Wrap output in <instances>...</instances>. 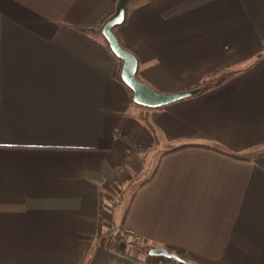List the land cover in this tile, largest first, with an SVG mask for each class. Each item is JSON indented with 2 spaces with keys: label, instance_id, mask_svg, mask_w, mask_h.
<instances>
[{
  "label": "crops",
  "instance_id": "obj_1",
  "mask_svg": "<svg viewBox=\"0 0 264 264\" xmlns=\"http://www.w3.org/2000/svg\"><path fill=\"white\" fill-rule=\"evenodd\" d=\"M113 1L0 0V264H185L141 245L264 264V0L130 2L115 33L137 77L168 94L200 86L156 108L80 29ZM149 154L155 171L115 221Z\"/></svg>",
  "mask_w": 264,
  "mask_h": 264
},
{
  "label": "water",
  "instance_id": "obj_2",
  "mask_svg": "<svg viewBox=\"0 0 264 264\" xmlns=\"http://www.w3.org/2000/svg\"><path fill=\"white\" fill-rule=\"evenodd\" d=\"M129 0H118L114 13L102 24L100 31L107 40L112 53L122 61L120 76L122 81L132 91L133 100L139 105L156 108L176 102L197 92L196 89L184 90L175 93H162L137 77L138 59L133 51L123 46L114 28L122 24L125 18L126 4ZM148 253L153 256H162L184 262V259L176 252L169 251L165 247H152Z\"/></svg>",
  "mask_w": 264,
  "mask_h": 264
},
{
  "label": "rangeland",
  "instance_id": "obj_3",
  "mask_svg": "<svg viewBox=\"0 0 264 264\" xmlns=\"http://www.w3.org/2000/svg\"><path fill=\"white\" fill-rule=\"evenodd\" d=\"M140 153V152H139ZM147 156V154L145 155V157ZM145 163H143V166L141 167V169L143 168L144 170L141 171L140 173H138L136 175L131 174V184L128 187L127 185L124 186L122 192H118L117 193V198L118 201L116 203H114V207L112 210H110V213L113 215L114 220H119L120 216H122L123 211L125 209V207L127 206L131 196H132V192L134 190L135 187H137L139 185L140 182L146 180L150 174L152 173V171L154 170L157 161L156 159H154L153 155L149 154L148 158H145ZM140 174V175H139ZM133 175V176H132ZM116 245V242H115ZM136 245V244H134ZM137 248V247H136ZM137 250L142 253V252H146V250H144L142 247L137 248ZM162 257V256H160Z\"/></svg>",
  "mask_w": 264,
  "mask_h": 264
},
{
  "label": "trees",
  "instance_id": "obj_4",
  "mask_svg": "<svg viewBox=\"0 0 264 264\" xmlns=\"http://www.w3.org/2000/svg\"><path fill=\"white\" fill-rule=\"evenodd\" d=\"M132 1H135V0H129L128 2H127V4H126V9H127V5L130 3V2H132ZM145 1H150V0H145ZM114 2V6H113V11L112 12H110L96 27H94V28H80L82 31H85V32H92V33H96V34H99L100 36H102L103 37V35H102V33H101V31H100V28H101V26H102V24L104 23V21L107 19V18H109L113 13H114V11H115V8H116V5H117V2H118V0H114L113 1ZM126 11V10H125ZM116 28V27H115ZM115 28H114V30H115ZM103 39L105 40V42H106V45H107V47L110 49V47H109V44H108V42H107V40L103 37ZM122 44V43H121ZM123 45V44H122ZM232 75V72H230V73H226V74H223L220 78H218L217 80H215V81H213V82H211V83H208V84H205V85H203V86H201V89L200 90H204V89H207V88H209V87H211V86H213V85H215V84H218V83H220V82H222V81H224V80H226L227 78H229L230 76ZM119 78L121 79V76H120V71H119ZM122 80V79H121ZM199 88H200V86H197V87H194V88H191V89H189V90H192V89H196L197 90V92H199ZM185 146H196L195 144H187V145H184L183 147H185ZM197 146H207V145H204V144H197ZM181 148V147H180ZM178 148H175V149H173V150H177ZM127 163V161H125V162H122L121 163V165H124V164H126ZM120 165V166H121ZM155 171V169L153 170V172ZM153 174V173H152ZM152 174L150 175V176H152ZM150 178V177H149ZM148 180V179H147ZM147 180H145V181H143V182H141L140 184H139V186H141L142 184H144L145 182H148ZM138 186V187H139ZM142 246V248L144 249V250H146V252H148L149 251V247L148 246H145V245H141ZM170 251H172V250H170ZM178 253V252H177ZM183 259H184V263L185 264H192L191 262H190V260H189V257H188V255L185 253V252H179L178 253ZM169 260H171V259H169Z\"/></svg>",
  "mask_w": 264,
  "mask_h": 264
}]
</instances>
